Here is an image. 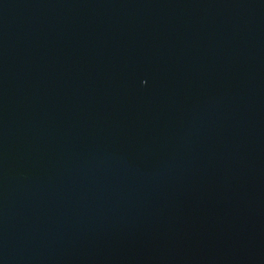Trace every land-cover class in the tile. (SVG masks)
I'll use <instances>...</instances> for the list:
<instances>
[{"label": "water", "instance_id": "1", "mask_svg": "<svg viewBox=\"0 0 264 264\" xmlns=\"http://www.w3.org/2000/svg\"><path fill=\"white\" fill-rule=\"evenodd\" d=\"M0 264H264V0H0Z\"/></svg>", "mask_w": 264, "mask_h": 264}]
</instances>
